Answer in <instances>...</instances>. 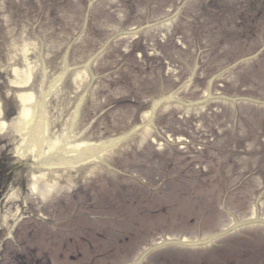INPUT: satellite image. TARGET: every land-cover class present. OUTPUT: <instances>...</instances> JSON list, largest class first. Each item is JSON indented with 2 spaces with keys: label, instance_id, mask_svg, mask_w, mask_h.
I'll return each instance as SVG.
<instances>
[{
  "label": "rangeland",
  "instance_id": "obj_1",
  "mask_svg": "<svg viewBox=\"0 0 264 264\" xmlns=\"http://www.w3.org/2000/svg\"><path fill=\"white\" fill-rule=\"evenodd\" d=\"M19 95L129 134L48 172L0 133V264H264V0H0L1 118Z\"/></svg>",
  "mask_w": 264,
  "mask_h": 264
},
{
  "label": "bare ground",
  "instance_id": "obj_2",
  "mask_svg": "<svg viewBox=\"0 0 264 264\" xmlns=\"http://www.w3.org/2000/svg\"><path fill=\"white\" fill-rule=\"evenodd\" d=\"M19 96L22 98L19 100L20 113L18 117L14 120L12 119L9 125L1 122L0 129H3V131L6 130V127L12 129V131L16 133L17 139L20 141V147L17 153L23 156L26 152L31 150L35 151L40 158L39 162L41 164H46V167H48V172L54 168H51V166L54 165L59 167H71L92 160H101L105 152L117 146L128 134L122 132L116 136L91 141L84 138L76 139L77 136L71 134V131L68 130L61 131L59 136L54 138L48 133L44 99L41 97L33 101L30 105L27 96ZM31 98L33 97L30 95V99ZM167 100H174L172 93L162 95L153 100L150 104V110L146 115L147 122L135 125V128L131 131L148 123L150 124L159 103ZM78 106L79 101L76 107L78 108ZM75 111L73 120L78 110L76 109ZM31 179H33V175H31ZM50 186H52L51 183L45 186V192L49 190ZM180 241L186 243L184 239Z\"/></svg>",
  "mask_w": 264,
  "mask_h": 264
}]
</instances>
